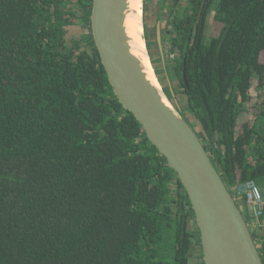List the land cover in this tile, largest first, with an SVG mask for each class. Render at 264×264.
Masks as SVG:
<instances>
[{
  "label": "trees",
  "instance_id": "trees-1",
  "mask_svg": "<svg viewBox=\"0 0 264 264\" xmlns=\"http://www.w3.org/2000/svg\"><path fill=\"white\" fill-rule=\"evenodd\" d=\"M92 2L0 0V264H194L200 231L177 173L115 98L96 47H68L69 8ZM183 10L165 71L230 191L253 181L264 198V0ZM253 224L264 260V211Z\"/></svg>",
  "mask_w": 264,
  "mask_h": 264
},
{
  "label": "water",
  "instance_id": "water-1",
  "mask_svg": "<svg viewBox=\"0 0 264 264\" xmlns=\"http://www.w3.org/2000/svg\"><path fill=\"white\" fill-rule=\"evenodd\" d=\"M134 1L92 2V36L114 96L177 173L194 210L204 264H264L245 211L221 168L185 116L164 102L132 52L125 25Z\"/></svg>",
  "mask_w": 264,
  "mask_h": 264
},
{
  "label": "rangeland",
  "instance_id": "rangeland-1",
  "mask_svg": "<svg viewBox=\"0 0 264 264\" xmlns=\"http://www.w3.org/2000/svg\"><path fill=\"white\" fill-rule=\"evenodd\" d=\"M187 1L188 0H181L179 6H177L174 0H142L144 11L142 15L143 36L155 74L161 84L162 93L166 95L173 109L179 114L181 112L195 131L199 132L200 126L198 125L195 115L190 112V110H187L189 103L187 95L183 93L184 88L178 80L171 81L169 75L165 71L166 66L173 64L178 58V53H174L170 50L169 40L171 35L170 32L167 31H170L173 27L172 23L176 22L182 16ZM69 9L72 10L71 13L73 14V24L70 23L65 26V36L69 49L75 51L78 49L81 51L86 49L92 52L95 46L91 39L90 10L87 9L82 11L77 5H72V8ZM213 15L214 12H212L207 19V38H209L211 34L219 32L220 26L215 23ZM164 32H167L166 36ZM261 60L264 62V54L261 56ZM256 87L257 84L254 83L253 87L250 89L253 96H257L260 93ZM247 117L248 115H243L242 121L245 118L247 119ZM253 119L254 115H250L247 120L252 121ZM261 133L264 137V127ZM261 143L264 144V140H262ZM240 205L245 213H252V207L247 208L242 202ZM250 226L256 229L253 223H251ZM256 242L258 244V241ZM191 258L194 264H204L201 240L193 245Z\"/></svg>",
  "mask_w": 264,
  "mask_h": 264
},
{
  "label": "bare ground",
  "instance_id": "bare-ground-1",
  "mask_svg": "<svg viewBox=\"0 0 264 264\" xmlns=\"http://www.w3.org/2000/svg\"><path fill=\"white\" fill-rule=\"evenodd\" d=\"M143 5L142 0H135L129 6L128 21L125 25L126 33L132 52L139 59L148 81L160 92L164 102L172 107V104L162 92L161 84L155 74L151 59L147 52L146 43L143 36Z\"/></svg>",
  "mask_w": 264,
  "mask_h": 264
},
{
  "label": "built area",
  "instance_id": "built-area-1",
  "mask_svg": "<svg viewBox=\"0 0 264 264\" xmlns=\"http://www.w3.org/2000/svg\"><path fill=\"white\" fill-rule=\"evenodd\" d=\"M233 193L235 199L239 201V203H243L247 208L252 207V213L248 212L251 219V223L253 220H259L264 211V198H262L263 191L262 189L253 181L241 184L236 188H233ZM256 228L257 225L255 224Z\"/></svg>",
  "mask_w": 264,
  "mask_h": 264
},
{
  "label": "crops",
  "instance_id": "crops-1",
  "mask_svg": "<svg viewBox=\"0 0 264 264\" xmlns=\"http://www.w3.org/2000/svg\"><path fill=\"white\" fill-rule=\"evenodd\" d=\"M90 23H91V16H90ZM90 27H91V25H90ZM91 34H92V30H91ZM92 38H93V36H92ZM94 40V39H93Z\"/></svg>",
  "mask_w": 264,
  "mask_h": 264
},
{
  "label": "clouds",
  "instance_id": "clouds-1",
  "mask_svg": "<svg viewBox=\"0 0 264 264\" xmlns=\"http://www.w3.org/2000/svg\"><path fill=\"white\" fill-rule=\"evenodd\" d=\"M234 194V193H233ZM251 224V223H250Z\"/></svg>",
  "mask_w": 264,
  "mask_h": 264
}]
</instances>
